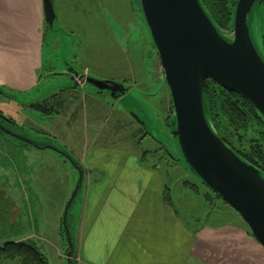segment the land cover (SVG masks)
Here are the masks:
<instances>
[{"label":"rangeland","instance_id":"1","mask_svg":"<svg viewBox=\"0 0 264 264\" xmlns=\"http://www.w3.org/2000/svg\"><path fill=\"white\" fill-rule=\"evenodd\" d=\"M5 3L0 0L2 6ZM55 9L52 30L45 32L44 26L40 86L25 89L28 71L24 65L19 70L0 67V89L4 91L0 92V114L6 122H12L7 125L14 135L39 145L26 146L0 133V244L33 241L48 264H67L62 218L79 174L68 160L48 147L71 156L84 176L66 217L74 264H81L76 220L86 183L85 161L93 163L96 158L107 156L115 161L127 157L130 162L142 160L148 168L160 167L162 175L168 176L167 198L184 212L188 223L245 225L183 162L166 124V117L173 115L171 97L139 1L55 0ZM6 24L0 14V39L12 43L13 35H18L5 32L7 27H14ZM249 28L251 39L259 46L264 28L260 11L249 16ZM19 34L30 50L38 47L32 34ZM225 36L231 39L232 33ZM69 70L95 80L123 83L125 95L116 99L84 84L75 91H64L68 103L56 116L45 117L32 108L59 94L61 87L73 85L64 75ZM134 117L145 124L147 132ZM90 146L96 150L87 151ZM114 163L109 165L111 170L123 168L118 166L121 162ZM140 171L137 166L138 175ZM184 183L196 187L197 192L184 187ZM28 236L30 240H25Z\"/></svg>","mask_w":264,"mask_h":264},{"label":"water","instance_id":"2","mask_svg":"<svg viewBox=\"0 0 264 264\" xmlns=\"http://www.w3.org/2000/svg\"><path fill=\"white\" fill-rule=\"evenodd\" d=\"M138 1L171 97L173 115L166 117V124L187 170L232 208L264 247V174L222 141L204 110L210 81L245 99L264 120V61L249 28L251 10L263 0L236 1L231 39H225L217 30L200 0ZM42 11L48 32L57 18L55 0H42ZM70 81L74 88L87 84L116 99L126 92L123 83L95 80L78 73ZM134 119L147 132L145 124ZM0 130L11 134L1 125ZM47 149L68 160L79 174L62 218L68 244L66 260L72 264L73 243L66 217L82 184L83 172L71 156L52 147Z\"/></svg>","mask_w":264,"mask_h":264},{"label":"crops","instance_id":"3","mask_svg":"<svg viewBox=\"0 0 264 264\" xmlns=\"http://www.w3.org/2000/svg\"><path fill=\"white\" fill-rule=\"evenodd\" d=\"M0 14L6 26L14 25L5 32L18 35H13L14 43L0 39V67L19 70L24 65L25 89L38 88L45 34L42 0H6ZM21 32L32 34V40L36 37L38 47L30 50L19 37ZM126 158L85 161L86 183L76 220L81 264H264V247L246 225L188 223L184 212L167 198L168 176L160 167L148 168L142 160ZM111 162H121L118 166L123 168L111 170Z\"/></svg>","mask_w":264,"mask_h":264},{"label":"trees","instance_id":"4","mask_svg":"<svg viewBox=\"0 0 264 264\" xmlns=\"http://www.w3.org/2000/svg\"><path fill=\"white\" fill-rule=\"evenodd\" d=\"M236 1L200 0L211 22L225 39H227L225 33L232 32ZM65 90L75 91L76 88L61 87L59 94L45 98L42 104L32 106V108L34 107L45 117L58 115L68 103L63 97ZM204 110L209 124L222 141L264 174V120L255 109L245 99L209 81L207 98L204 99ZM184 187L197 192V188L189 183H184ZM215 196L220 199L217 195ZM205 198H208V195ZM0 259V261L13 264H48L45 256L33 241L0 244Z\"/></svg>","mask_w":264,"mask_h":264},{"label":"flooded vegetation","instance_id":"5","mask_svg":"<svg viewBox=\"0 0 264 264\" xmlns=\"http://www.w3.org/2000/svg\"><path fill=\"white\" fill-rule=\"evenodd\" d=\"M256 11H260L261 13H262V15H263V17H264V0L263 1H261V2H256L255 3V5L253 6V8H252V10H251V12H250V16L251 17H254V15H255V12ZM262 34H261V40H260V45L259 46H257L255 43H254V41L252 40V42H253V44L255 45V47L257 48V51H258V53H259V55H260V57L262 58V60L264 61V28L262 29V32H261ZM64 75H66L67 77H74V78H76V73H75V71H73V70H69V71H67L66 73H64ZM2 90H0V92H1ZM10 124V125H12V122H6L5 121V119L3 118V116L0 114V125L3 127V129L4 130H7V131H9L11 134H6L3 130L1 131L0 130V133L1 134H5V135H8V136H10V137H12V131L10 130V128H9V126L7 125V124ZM14 139H16V138H14ZM16 140H18V139H16ZM18 141H20L22 144H24V145H26V146H39L35 141H28V142H25V141H21V140H18Z\"/></svg>","mask_w":264,"mask_h":264}]
</instances>
